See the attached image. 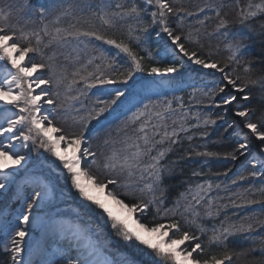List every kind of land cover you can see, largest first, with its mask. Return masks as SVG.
I'll use <instances>...</instances> for the list:
<instances>
[{
  "label": "snow or ice",
  "instance_id": "snow-or-ice-1",
  "mask_svg": "<svg viewBox=\"0 0 264 264\" xmlns=\"http://www.w3.org/2000/svg\"><path fill=\"white\" fill-rule=\"evenodd\" d=\"M92 89L99 95L83 103ZM186 90L203 111L166 95ZM213 132L210 142L227 139L230 150L194 143ZM41 150L103 227L82 224L78 210L53 215L57 187L33 155ZM196 158L190 176L207 178L181 180L170 201L171 182ZM219 160L240 162L232 185L264 178V0L0 4L5 264H264V214L227 211L264 203V186L220 196L230 186L212 177L233 169L213 171Z\"/></svg>",
  "mask_w": 264,
  "mask_h": 264
},
{
  "label": "trees",
  "instance_id": "trees-1",
  "mask_svg": "<svg viewBox=\"0 0 264 264\" xmlns=\"http://www.w3.org/2000/svg\"><path fill=\"white\" fill-rule=\"evenodd\" d=\"M13 3V4H22L23 0H0V4L3 3ZM201 2V0H186V3H190V4H196ZM124 30H121V32H123ZM117 35H120V33L118 32ZM98 46L104 48L105 51H107L109 53V55H115L116 52L118 50L114 49L113 46L111 45H105L102 42H96ZM123 54H121L122 56ZM121 57H117L118 62H120ZM70 71L73 70L71 68V65L69 66ZM203 72H208L211 70H202ZM219 75V74H217ZM214 78L211 76L206 77V80L209 83V86H211V81ZM79 87H83V85H79ZM110 87H115V85L110 86ZM99 91L98 89H92L91 92L89 93V99L88 100H83V98H81L83 100V103L85 104H90L94 99H95V95H93V93L99 95ZM187 91L190 90H186L184 92L181 91H176L175 93L173 92H167L166 95L168 96V98H171L173 95H183L184 99H185V105L187 107V105L191 104L192 105V111H196L198 108L199 110L203 111L204 109L200 106H197L195 104L194 101H191L188 97V95L186 94ZM153 99H160L163 100L164 96L160 95L157 97H153ZM80 105L77 104V107H79ZM174 106H175V102H174ZM95 123V122H93ZM39 155V161L37 162L38 165L42 166V172L43 174L46 173V176L48 177H52V181L55 182L57 189V197H58V208H62L63 210L61 211V213H65V218L66 219H73L75 216V212L78 210L80 213V222L82 224H84L85 226L88 225H102V218H98L95 215L89 214L87 213L83 208H81V200L79 198H77L76 196V191L75 189H72L68 186V181L66 180L65 177H63L60 173V169L58 167L59 162H55V157H52L51 154L44 152L43 150H41V152L39 154L34 153V156ZM36 166H34L35 168ZM52 169H55V171H52ZM52 175V176H50ZM63 192V196H60V192ZM231 191H235L233 189H230V191L228 193H225L223 191L219 192L220 196H228L231 195ZM215 194V193H214ZM253 198L259 200L260 198L257 196H254ZM226 202V201H225ZM0 207H2V205H0ZM19 209V205H15L14 208L12 209H8L9 212H11L13 215L15 214V212ZM54 209V210H56ZM53 210V211H54ZM228 214L231 215L233 211L238 212L240 214V216H249L252 215L253 213H255L256 215L260 216L262 214H264V203H257V204H253V205H248L245 208L242 209H228ZM235 219V217H234ZM207 222V221H206ZM209 223V226H211V222H207ZM106 230V229H105ZM264 231V228H261L258 232V235L261 234V232ZM249 246V242H245L243 247H248ZM2 247V246H0ZM257 256V258L259 257V253L257 252L255 254ZM7 260V256L5 254H3L2 252H0V264H5Z\"/></svg>",
  "mask_w": 264,
  "mask_h": 264
},
{
  "label": "rangeland",
  "instance_id": "rangeland-1",
  "mask_svg": "<svg viewBox=\"0 0 264 264\" xmlns=\"http://www.w3.org/2000/svg\"><path fill=\"white\" fill-rule=\"evenodd\" d=\"M194 112V111H193ZM220 138V134L218 132H213V134L209 137L208 141H204L201 140L199 138H197L194 143H208V147L210 150H214V151H226V150H230L231 147V141L224 139L222 143H218V144H213L210 141H216L217 139ZM63 147V146H62ZM34 155V154H33ZM202 158H196V162L190 164L189 167L186 168V174L184 177H178L175 180H173L172 183V187L169 190V197H170V201L174 200L180 192L184 191L186 185L180 183L181 180H191V182L195 183V182H203L204 179H206L207 177H191L190 173H191V169L193 167H199V163L201 161ZM40 170L42 169L41 165H38ZM213 171H224L226 167H232V172L229 173L228 178H225L223 176L220 177H212V179L215 182H220L223 181L224 183L229 184L230 189H233L235 191L237 190H243L245 188H260L262 186H264V178H249L243 181L238 180L236 185H232L231 184V180L232 179H237L238 176V169H240V162H236L235 166H233L232 162L230 161H225V160H219V161H210V165ZM205 170H207L205 168ZM66 171V170H65ZM46 175V173H45ZM52 176V175H50ZM50 179L52 177H49ZM52 180V179H51ZM54 184L55 182L52 181ZM56 185V184H55ZM58 189V188H57ZM254 196H257L260 198L259 194H255ZM63 209L59 208L53 211V215L55 214V212L59 211L61 212ZM260 235H264V231L261 232Z\"/></svg>",
  "mask_w": 264,
  "mask_h": 264
},
{
  "label": "bare ground",
  "instance_id": "bare-ground-1",
  "mask_svg": "<svg viewBox=\"0 0 264 264\" xmlns=\"http://www.w3.org/2000/svg\"><path fill=\"white\" fill-rule=\"evenodd\" d=\"M111 187V186H110ZM106 192H107V190L105 191V195H106Z\"/></svg>",
  "mask_w": 264,
  "mask_h": 264
}]
</instances>
